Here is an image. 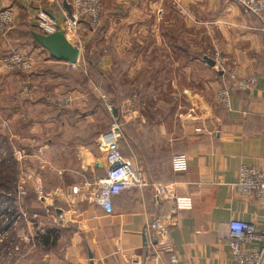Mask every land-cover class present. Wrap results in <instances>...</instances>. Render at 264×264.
<instances>
[{
  "label": "crops",
  "instance_id": "obj_1",
  "mask_svg": "<svg viewBox=\"0 0 264 264\" xmlns=\"http://www.w3.org/2000/svg\"><path fill=\"white\" fill-rule=\"evenodd\" d=\"M103 3L107 17L99 27L112 36L114 22L107 28L105 21L115 16L125 28L119 29L118 43L101 51L95 63L112 75L118 66L120 87L134 85L131 94L125 89L117 107L119 148L150 184L112 195L110 212L91 200L85 183L105 177L110 168L100 137L112 127L114 115L93 90L95 69L88 63L87 72L72 69L34 35L43 33L40 13L63 19L62 8L69 11L70 0H0V9L12 7L16 17L8 43L0 38V68L3 57L22 43L23 53L36 58L40 85L52 83L54 93H88L72 109L55 106L60 123L54 131L53 122L35 124L36 136L44 129L55 135L44 149L46 157L53 152L54 161L50 167L41 164L39 172L41 187L53 194L54 205H15L33 215L0 223V264H235L227 223L241 219L264 229V207L235 187L243 165L264 166V11L247 14L230 0ZM165 3L189 12L175 19ZM82 33L83 39L90 34L86 27ZM216 52L228 58L226 68L218 66ZM250 76L255 85L240 88L238 81ZM221 87L230 89L231 106L218 103V112L212 113L205 99L208 91L214 97ZM133 92L135 103L128 107ZM173 98L185 104L175 106L168 101ZM206 115L211 116L209 131L201 121ZM66 118L73 121L68 124ZM175 153L188 155L186 170L174 171ZM155 184L166 187L161 198ZM175 196L190 197L191 208L174 209ZM54 213L61 225L53 220ZM158 217L169 224L171 243L160 261L148 247L149 223ZM50 227L58 230L45 243ZM172 255L176 263L170 261Z\"/></svg>",
  "mask_w": 264,
  "mask_h": 264
},
{
  "label": "built area",
  "instance_id": "obj_2",
  "mask_svg": "<svg viewBox=\"0 0 264 264\" xmlns=\"http://www.w3.org/2000/svg\"><path fill=\"white\" fill-rule=\"evenodd\" d=\"M238 4L244 13L260 15L264 11V0H230ZM70 10L64 12L63 19H59L45 12L39 14L38 28L45 34L55 33L63 30L67 39L79 48L80 57L76 62L68 63L72 69L86 67L81 58L83 51V33L82 28L86 27L91 32L99 23L101 18V10L103 7L102 0H70ZM16 26L15 11L12 7L0 9V32L7 34ZM217 64L220 68H226L228 58L216 52ZM2 65L15 70H26L36 66V60L28 57L19 51H13L2 59ZM256 83V79L252 76L238 81L240 88H252ZM25 94L32 92V89L24 90ZM218 102L226 108L231 106L232 96L228 87H221L217 91ZM137 94L128 100L127 106H134V99ZM83 97L76 92H64L55 94L50 102L60 106L68 107ZM106 108L111 115L114 112V105L106 102ZM112 127L100 137L102 144L106 149V158L110 168L106 172V176L97 179L94 183L86 182L85 186L90 187V197L99 206L106 211H112L111 197L118 194L122 190L132 189L136 187H145L150 184L146 176L140 169L133 166L129 158L125 157L120 148L119 140L122 132L119 128L117 116L113 118ZM174 171H184L188 166V155L186 153H175L172 159ZM236 189L243 195L255 200L259 205L264 207V166H248L243 165L238 174ZM157 197L161 198L166 192V187L162 184H155ZM192 202L190 197L175 196L174 209H190ZM55 215V214H54ZM36 217V216H33ZM32 217V218H33ZM55 218L56 215L54 216ZM21 218H29L28 212L18 209L15 205H0V223L3 225L14 223ZM56 221V220H55ZM150 238L148 241L149 251L160 261L164 252L169 251L171 243L169 240L170 226L162 217L153 219L149 223ZM230 253L235 264H264V229L259 228L252 221L232 219L227 223ZM42 232H45L41 228ZM4 233L0 232V242L3 241ZM20 250L19 246L15 247ZM11 252H8V256ZM172 263L177 262V257H170ZM12 264V263H9ZM15 264H20L17 262ZM165 264V263H157Z\"/></svg>",
  "mask_w": 264,
  "mask_h": 264
},
{
  "label": "rangeland",
  "instance_id": "obj_3",
  "mask_svg": "<svg viewBox=\"0 0 264 264\" xmlns=\"http://www.w3.org/2000/svg\"><path fill=\"white\" fill-rule=\"evenodd\" d=\"M166 4L168 3H165L164 6ZM106 8L107 6L103 3L100 21L94 27V30L91 32L86 28V33L89 32L90 34H88V36L85 35L82 41L83 51L81 52L83 53L81 54V58H83L86 67L80 68L85 72H87V63L85 61L87 48H90L89 57L98 59L101 51L109 50L114 44L118 43L119 29L125 28L115 16H113V18L110 16L109 19L105 21L107 28L114 22L115 30L112 36H109L107 32H104L101 27H99L102 19L104 20V18L107 17ZM164 8H168L170 14L175 19L182 17V12H189L179 4L166 5ZM170 10L174 11V13ZM148 19V22H150V18ZM11 32L7 34L0 32V38L4 40L5 43H8ZM96 36L98 37L97 40L95 39ZM179 37L181 36L179 35ZM135 39L136 37L132 40L135 41ZM145 40L149 41L147 38H145ZM13 48L11 52L19 51L23 53L24 50H26L22 43H19V45L15 47L13 46ZM27 56L36 60L35 56L32 54H27ZM2 69L0 68V205H44L46 201H51V205H54L53 199H51L53 198V194L50 193L49 190L46 192L44 186L43 189L41 187L39 172L44 170V167H46L45 165H49L50 162L54 161L53 152L46 157L44 149L47 148V139L53 138L55 135L53 133L52 135H46L47 130L44 129L42 130V138L38 137L36 136L38 134H35V132L38 131H34V127L36 123L53 122L54 126H52L51 132L54 131V128H57L60 123V119L56 121L57 119L54 118L56 111L59 110L58 108L54 109L55 106L65 109H72L73 106L64 107L50 102L49 99L55 94L60 93H54V86L52 83L48 82L46 85L45 83L40 85V82L36 80L39 78L36 75L38 66L26 70H15L3 65ZM118 69L119 67L116 66L113 69L114 74L106 78L96 75L94 70L91 71L93 73L91 77L97 86V88L94 87L93 90L100 93L99 95L100 97L102 96L105 105L106 102L112 105H119L123 99L125 89H127L126 95L131 94V90L134 89V85H131V88L124 84L123 87H120L117 75ZM65 73L66 72H64V74ZM25 89L28 91L32 89V92L25 94ZM79 93L83 95V97L88 94L87 92L81 91ZM134 95H136V92L132 93V96ZM205 100L206 109L211 110L212 113L213 111L218 112L219 102L217 94L213 97L212 93L208 91V97ZM168 101L172 102L175 106L185 104L183 103V99L180 98L168 99ZM98 119H101V116H99ZM210 119V115L201 118V121L207 122L208 131L212 124ZM195 120L200 121L198 119ZM65 121L70 124L73 120L66 118ZM191 121V123L194 124L195 121L192 118ZM66 128L69 130L70 126ZM41 164H44V167ZM32 215L33 214L30 216ZM53 220H56L55 222L61 225L58 218L53 217ZM1 229L2 225L0 224V230Z\"/></svg>",
  "mask_w": 264,
  "mask_h": 264
},
{
  "label": "water",
  "instance_id": "obj_4",
  "mask_svg": "<svg viewBox=\"0 0 264 264\" xmlns=\"http://www.w3.org/2000/svg\"><path fill=\"white\" fill-rule=\"evenodd\" d=\"M34 35L41 45L44 46L50 54L58 60L73 63L80 57L79 48L67 39L64 31L61 29L55 33H34ZM113 115H118L117 108L114 109ZM59 213L60 211H57V214ZM60 220H64V218H60Z\"/></svg>",
  "mask_w": 264,
  "mask_h": 264
},
{
  "label": "trees",
  "instance_id": "obj_5",
  "mask_svg": "<svg viewBox=\"0 0 264 264\" xmlns=\"http://www.w3.org/2000/svg\"><path fill=\"white\" fill-rule=\"evenodd\" d=\"M89 51H90V48H87V53H86V55H85V57H86V59H85V61H86V63H88L91 67H93L92 69H95L94 70V72L96 73V75H100V76H102V78L103 77H109V76H111L112 75V73H109V72H105L104 70H102L101 68H99L98 66H97V64L95 63V62H97V58L95 59V58H90L89 57ZM35 72V71H34ZM36 73V72H35ZM35 80V79H34ZM113 105H115V104H113ZM119 105H115L114 107L115 108H117ZM58 230V228H56V227H50V228H48V230L46 231V233L44 234V236H45V243H49V239H50V234L52 233V234H54L56 231Z\"/></svg>",
  "mask_w": 264,
  "mask_h": 264
}]
</instances>
